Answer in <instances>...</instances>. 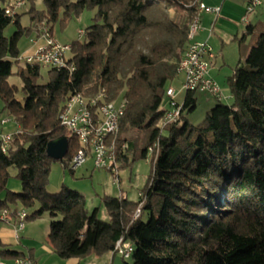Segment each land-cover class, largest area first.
<instances>
[{
    "label": "trees",
    "instance_id": "trees-1",
    "mask_svg": "<svg viewBox=\"0 0 264 264\" xmlns=\"http://www.w3.org/2000/svg\"><path fill=\"white\" fill-rule=\"evenodd\" d=\"M11 1L0 0V102L20 131L7 154L0 141V198L5 195L0 210L18 206L28 212L27 220L49 214V240L64 260L114 253L123 239L134 246L133 264H264V32L228 79L230 105L191 126L184 113L195 111L197 99L187 93L182 118L162 130L161 105L177 79L202 0H43V11L27 0L29 27L21 25L18 12L6 14ZM87 10L96 11L87 41L70 45L68 64L75 72L50 68L48 82L39 84L45 66L23 61L20 41L34 34L40 38L42 26L53 34L61 16L66 24ZM11 24L17 31L7 38ZM254 31L248 28L249 35ZM15 74L23 81V101L9 82ZM100 93L107 102L125 103L118 137L119 145H127L119 152L121 168L147 159L148 149L160 143L135 222L136 201L105 197L110 220L103 221L98 209H86L83 194L65 185L48 192L56 162L48 145L69 140L68 154L60 160L66 165L82 148L60 122L67 101ZM135 130L143 135L133 140L129 135ZM12 168L21 193L8 190ZM21 257L0 242V261Z\"/></svg>",
    "mask_w": 264,
    "mask_h": 264
},
{
    "label": "built area",
    "instance_id": "built-area-1",
    "mask_svg": "<svg viewBox=\"0 0 264 264\" xmlns=\"http://www.w3.org/2000/svg\"><path fill=\"white\" fill-rule=\"evenodd\" d=\"M25 4L26 2L21 0L14 5L7 6L6 14L11 17L14 16V12H18ZM198 6L199 13L190 26L189 49L185 52L184 65L179 67L177 76L184 75L182 91L185 94L192 92L207 93L219 102H224L229 97L225 96L222 88L210 77L211 61L215 59L216 55L207 42L200 43L197 41V36L203 30L201 23L202 16L204 14L219 16L221 9L208 7L203 2L202 4H198ZM262 6H264V0H251L247 6V13L251 14ZM211 32L213 31L211 30ZM39 33L45 44L33 55L27 56L24 61L31 65H41L58 70L69 69L71 73L75 72L76 68L68 64L70 46L60 44L47 26L40 27ZM81 35H84V32H81ZM170 89L169 108L164 110L166 127L178 122L183 116V106L176 101L177 91L172 86ZM124 109L125 103L117 105L114 102H107V95L105 93L92 97L83 94L70 97L60 115V122L82 146L70 164L72 171L75 172L83 167V163H86V155L89 152H96L95 168L110 173L114 177L115 182H117V168H120V154H117V157L107 155L106 142H108V138H111L114 124H117L119 117L124 113ZM9 125H14L16 129L12 132L7 131ZM19 131V125L12 121V119L7 116L0 117V141L4 154L9 152L14 135ZM154 144L157 149L156 163L160 152V143L157 141ZM147 156L150 159L149 152H147ZM106 162H114V169H106ZM139 196L141 203L133 218V222L141 217L142 209L146 202L145 192L140 193ZM24 218L29 217H26V211H22L18 206L5 208L0 211V222L6 225L13 224L17 232L25 229ZM119 244H121V251H116V255H120L122 259L127 260L129 249L134 248V246L128 241L119 242ZM0 264L6 263L0 261ZM15 264H35V262L30 259L18 258L15 260Z\"/></svg>",
    "mask_w": 264,
    "mask_h": 264
},
{
    "label": "rangeland",
    "instance_id": "rangeland-1",
    "mask_svg": "<svg viewBox=\"0 0 264 264\" xmlns=\"http://www.w3.org/2000/svg\"><path fill=\"white\" fill-rule=\"evenodd\" d=\"M19 1L21 0H12L11 3H9V5H14ZM25 2L26 4L22 8L23 10L19 12L20 15L19 20L23 27H29L31 25V18L28 12L31 8V4L27 0ZM35 7L39 11H43L46 9L43 0H35ZM258 13L259 15L256 18L257 22H256L255 32L249 36L246 42L245 41L242 42L241 45L242 59L240 55L239 41L234 43L229 42L226 46H222L221 42L216 39V32L214 33L213 37L215 40L213 39L210 42V45H212L214 49V54L217 56L216 59L217 61H215L212 64L213 67L212 75L216 79L218 85L224 91L225 96L229 97V99H225L224 102H219L216 98H214L210 94L197 92L196 93L197 107L195 111L192 113H188V112L184 113L186 120L189 122L191 126H198L204 120L205 116L209 111L215 108L223 109V107L230 105L232 103L228 79L234 75V72L240 62L242 65L245 64L247 59L245 57L246 50L249 47L254 46L257 36L260 33L264 32V6L263 8H260L258 10ZM95 14L96 11L87 10L80 17L78 18L75 17L66 24H63L61 22V19L63 18L61 16L60 21L54 25V30H53L54 38L60 44L69 45V46L74 42H82V43L86 42L87 41L86 34L94 24L93 20ZM16 31H17V26L15 24H11L5 30L4 35L5 37L10 38ZM37 31L39 32V30ZM81 32H84V35H81ZM210 35H212V32L210 33ZM33 37L35 39L37 38V36L34 34L30 36H24L20 41L19 48H20L21 58L24 54L23 52L29 48L30 43L33 40ZM37 39H41V37ZM222 54H225L226 57L228 58V62L226 64L223 63ZM49 70H50L49 67H44L42 69L43 76L38 81L39 84H46L48 82ZM14 72L15 73L18 72L17 66H14ZM9 82L12 85H16L19 88V92L16 96V99L19 101H23L25 95L22 91L23 81L21 77L18 74H15L12 77H10ZM183 82H184V75H180L177 77L175 82L172 83L171 86L174 87L176 91H180ZM184 98H185V94L179 96L178 103L180 105H183ZM168 100L170 99L166 98L163 101L161 105V110H165L169 108ZM116 104L119 105V102H117ZM3 107H4L3 103L0 102V116L7 115L6 113H2ZM14 130H15L14 125H9L7 127V131L12 132ZM142 135H143L142 130H135L132 132L131 135H129V137L134 140L136 137ZM155 154L156 153H153L150 159L149 158L139 159L131 166H126L124 168H121V164H120L119 183L115 182L114 177L110 173L103 170L100 171L95 170L98 172L96 175H94V177H91L90 175L87 174L85 176H82L83 169L88 168L89 170H91L94 168V163H93L94 159L92 156L87 160L83 168L78 169L74 173L71 172V166L69 163L66 165L60 161H56L52 165L48 192L53 194L58 193L61 190L62 186L65 185L75 192L84 194L87 199L86 208L89 210L90 213H93L96 209H98L99 218L103 221L110 220L109 213L103 202L106 196L105 194L107 193L108 196L117 198L118 196H120L121 192H123L124 195L129 200L131 201L138 200L137 202L139 204L136 210L137 213L141 203V199L139 195L140 193L145 192L147 184L152 176L153 167L155 165V160L157 157L155 156ZM10 175H11L9 181L10 186L14 187L18 185L19 187H21L19 191L21 193L22 191L21 182L16 178L17 170L14 168L10 169ZM149 218H150L149 212H145L142 216V220L144 222H147ZM42 221L44 223L43 224L44 226L46 224L48 225L51 222L50 215L45 214V216L42 218ZM85 263L86 264H125V263L133 264V260L132 258L129 260H124L120 255L114 254L113 256V253H109L102 257L90 256L87 258L84 264Z\"/></svg>",
    "mask_w": 264,
    "mask_h": 264
},
{
    "label": "crops",
    "instance_id": "crops-1",
    "mask_svg": "<svg viewBox=\"0 0 264 264\" xmlns=\"http://www.w3.org/2000/svg\"><path fill=\"white\" fill-rule=\"evenodd\" d=\"M250 1L251 0H202V2L208 7L220 8L221 12L219 16L215 14H204L202 16L201 23H202L203 30L197 36V41L200 43L207 42L210 45V42L214 39L213 35L215 32H216V39L221 42L222 46H226L229 42L234 43V42L239 41L240 55L242 59V51H241L242 42L244 41L246 42L248 40L250 36L248 34L249 33L248 28L251 26H253L254 28L256 27V22H257L256 18L259 15L258 10L260 8H263L262 6L258 8L255 12L248 14L247 6L249 5ZM21 10L23 9H20L18 11L17 13L18 15ZM210 29L213 31L212 35H210L209 33V31H211ZM207 36L209 39L207 38ZM44 44H45V41L43 39H37V38L35 39L33 37V40L30 43L29 48L23 52L24 54L21 59H23L24 61V59L27 56L33 55ZM210 46L212 47V45ZM251 48L252 47H249L246 50V53H245L246 58L248 57ZM213 52H214V49H213ZM216 59H217V56L215 57L213 61H211V71H210V77L215 81L216 79L212 75L213 74L212 64L215 61H217ZM222 59H223L224 64L228 62V58L226 57L225 54H222ZM182 94H185V93L182 91V88H181L180 91H177V96H176L177 102H178L179 96ZM185 99H186V94H185L183 105L185 103ZM95 170H97L95 166L91 170H89L88 168L83 169L82 176H85L87 174V175H90L91 177H94V175H96L98 172ZM12 187L10 186V182H9L8 190L11 192L20 193L19 191L21 187H19L18 185L14 186L13 188ZM105 195H106L105 197H111V196H108L107 193ZM121 197L127 198L123 192H121L120 196H118L117 198H121ZM0 199L4 200L5 195H2ZM85 200L87 202L86 197H85ZM137 201L138 200H136V202ZM12 207H16V206H12ZM42 218L38 220H32V219L27 220L26 219L25 229L21 232H17L16 227L13 224L6 225L0 222V242L7 248H10L14 251L21 253L23 255V257L21 258L30 259L34 261L35 264H84V262L87 259L86 260H80V259L64 260L58 257V255L54 252L51 246L50 240H49L50 223L44 226ZM113 256H114V253H113ZM15 260L16 259L2 261V262H5L6 264H15Z\"/></svg>",
    "mask_w": 264,
    "mask_h": 264
},
{
    "label": "bare ground",
    "instance_id": "bare-ground-1",
    "mask_svg": "<svg viewBox=\"0 0 264 264\" xmlns=\"http://www.w3.org/2000/svg\"><path fill=\"white\" fill-rule=\"evenodd\" d=\"M200 4H202V2ZM16 13L17 12H14V15ZM188 49H189V47H188ZM184 61H185V57H184V59L181 62L179 67L184 65ZM170 97H171V89L169 88L167 91V98L170 99ZM122 116L119 117V121H117V124H114V130H112L111 138H108V142H106L107 155H109L110 157H117V154H119V152L126 151V149H127L126 144L119 145V141H118L119 131H120V119ZM161 128H162V130L164 128H166V116H164V118L162 120ZM148 152H149V157H151L153 153H156L155 156H157V149L155 147V144L148 149ZM91 156L94 159V164H96V152H89V154L86 155V161ZM84 164L85 163H83V165ZM106 169H114V162H106ZM119 171H120V168H117V183H119V181H120ZM22 211H26V210H22ZM27 216H28V212L26 211V217ZM26 219L27 218H24V225H25ZM119 242H124V240L121 239L120 241H118V243L116 244L115 249H114V254H116V251H121V244H119ZM133 252H134V248L129 249V255H127V260L132 258Z\"/></svg>",
    "mask_w": 264,
    "mask_h": 264
},
{
    "label": "water",
    "instance_id": "water-1",
    "mask_svg": "<svg viewBox=\"0 0 264 264\" xmlns=\"http://www.w3.org/2000/svg\"><path fill=\"white\" fill-rule=\"evenodd\" d=\"M68 150L69 140L67 138H60L48 145L47 154L53 160L60 161L66 158Z\"/></svg>",
    "mask_w": 264,
    "mask_h": 264
}]
</instances>
